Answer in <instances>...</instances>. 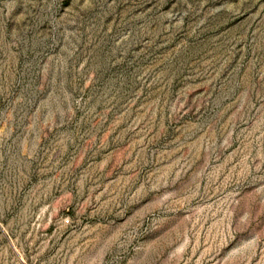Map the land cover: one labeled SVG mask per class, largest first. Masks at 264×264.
<instances>
[{"label": "rangeland", "instance_id": "rangeland-1", "mask_svg": "<svg viewBox=\"0 0 264 264\" xmlns=\"http://www.w3.org/2000/svg\"><path fill=\"white\" fill-rule=\"evenodd\" d=\"M0 264H264V0H0Z\"/></svg>", "mask_w": 264, "mask_h": 264}]
</instances>
